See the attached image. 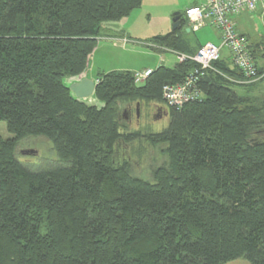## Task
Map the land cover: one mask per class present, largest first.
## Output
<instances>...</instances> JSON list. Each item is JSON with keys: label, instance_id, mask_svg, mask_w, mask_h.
<instances>
[{"label": "trees", "instance_id": "trees-1", "mask_svg": "<svg viewBox=\"0 0 264 264\" xmlns=\"http://www.w3.org/2000/svg\"><path fill=\"white\" fill-rule=\"evenodd\" d=\"M142 2L0 0V122L12 136H0V264H264V98L247 90L264 76L237 84L221 55L196 83L202 99L180 109L165 105L163 86L183 83L198 68L191 61L159 65L142 83L130 71L97 74L100 107L65 84L86 71L101 24ZM183 12L179 29L149 45L193 55L201 46H183ZM248 48L262 74L264 41ZM119 104L156 105L169 118L144 135L168 159L151 182L114 160L142 137L123 130ZM30 137L48 140L59 165L22 164L17 145Z\"/></svg>", "mask_w": 264, "mask_h": 264}, {"label": "rangeland", "instance_id": "rangeland-1", "mask_svg": "<svg viewBox=\"0 0 264 264\" xmlns=\"http://www.w3.org/2000/svg\"><path fill=\"white\" fill-rule=\"evenodd\" d=\"M202 0H144L139 9L133 11L129 16L131 35L126 39L127 43L121 46L118 43L121 38L118 35L127 36L123 22H106L101 24L100 37L97 39L95 51H99L88 60V68L92 77L97 74L111 71L142 72L147 68L155 70L162 62L164 66L171 68L178 63L173 52L163 50L156 45H149L151 39L157 35H164L172 32V19L175 14L182 13L187 7L199 4ZM237 31L249 35V44H259L264 41V12L260 7L254 12L242 13L235 17ZM127 21V20H126ZM125 31L124 33H118ZM187 28L182 27L178 33L186 35ZM205 33H211L212 37L205 38ZM200 42L209 40L214 45H219V36L216 30L207 26L189 38L195 41L194 36ZM94 51V52H95ZM226 54L227 51L223 50ZM93 55V54H92ZM72 80L65 84L69 87ZM248 95L264 98V80L254 88H247ZM238 94L242 93L236 90ZM95 101L93 96L90 100L84 101L87 105ZM120 112L125 109L126 118L121 119L123 130L137 132L142 137L127 146L116 149L114 160L118 165L127 164L131 176L144 181L151 182L153 171L167 164L165 145L151 146L145 139L146 135L162 132L168 126L169 118L163 109L156 105H144L136 108L134 104H119ZM127 109V110H126ZM145 135V136H144ZM0 136L3 139H10L12 136L7 132L6 124L0 122ZM16 158L22 164L32 170L46 171L59 165L51 143L45 138L30 137L20 141L17 145ZM226 264H249L245 259L240 258Z\"/></svg>", "mask_w": 264, "mask_h": 264}, {"label": "built area", "instance_id": "built-area-1", "mask_svg": "<svg viewBox=\"0 0 264 264\" xmlns=\"http://www.w3.org/2000/svg\"><path fill=\"white\" fill-rule=\"evenodd\" d=\"M259 7L264 12V0H202L196 6L184 10L183 17L189 29L197 32L207 26L213 27L218 33L219 45L207 42L190 56L174 53L178 63L191 61L196 63L198 68L183 83L163 86L162 96L167 107L180 109L185 104L202 99V93L197 89L196 83L205 70L212 69V63L221 58L223 50L227 51L230 64L238 68L247 79V81H238L237 84L254 83L264 76V72L258 73L255 61L249 52L248 40L237 31L234 20L240 14L254 12ZM118 43L124 46L127 40L121 39ZM151 72L152 70H145L134 73L135 82L142 83ZM89 102H92L89 105L102 106L96 101Z\"/></svg>", "mask_w": 264, "mask_h": 264}, {"label": "water", "instance_id": "water-1", "mask_svg": "<svg viewBox=\"0 0 264 264\" xmlns=\"http://www.w3.org/2000/svg\"><path fill=\"white\" fill-rule=\"evenodd\" d=\"M180 17V13L174 15L172 19V31H176L180 28ZM187 32H189V29H187ZM160 65H164V63L162 62ZM71 80L72 83L69 86V91L77 101L83 102L93 96L96 87V83L93 80L85 78L83 75L71 78ZM168 85L169 83H165L164 86ZM137 106L138 105H136V108Z\"/></svg>", "mask_w": 264, "mask_h": 264}, {"label": "crops", "instance_id": "crops-1", "mask_svg": "<svg viewBox=\"0 0 264 264\" xmlns=\"http://www.w3.org/2000/svg\"><path fill=\"white\" fill-rule=\"evenodd\" d=\"M144 1V0H143ZM130 16V15H129ZM129 16L127 17V18H124V19H122L121 21H119V22H123V24H125V26H128V27H125L126 28V32L125 31H121V32H118V33H128V34H126L127 36H124V35H118L121 39L122 38H127V39H131V38H129L130 36H134V35H131V34H129L130 33V29H131V27H130V25H127V24H129L128 22H129ZM127 20V21H126ZM187 28V27H186ZM236 28H237V25H236ZM187 29H189V28H187ZM239 32V31H238ZM124 33V34H125ZM190 33H192L191 31H190V29H189V32H186L185 34L186 35H184V36H181V38L184 40L183 42L185 43V45L183 44V46L184 47H186V49H188V50H195L197 47H199V46H202V45H204L205 43H207V42H210L209 40H207V41H205V42H200V40H198L197 38H196V36L195 35H193L194 36V38H195V41H193L191 38H189V34ZM240 34H244V35H246L248 38H249V35L248 34H246L245 32H239ZM194 34H196V32H194ZM209 36H211L212 37V34L211 33H205V38L206 39H208L209 38ZM211 43V42H210ZM99 48L100 47H98V49L94 52L93 51V55L91 54V56L89 57V59L90 58H92V56H95V54L99 51ZM222 56L226 59L227 58V56H228V54L226 53V54H224L223 52H222ZM257 64H258V66L259 67H264V59L263 58H258L257 60ZM156 69V68H155ZM145 70H154V69H152V68H147V69H145ZM144 70V71H145ZM131 72V71H130ZM91 72H90V70H89V68H88V66H87V69H86V71L83 73V77H85V78H88V79H91V80H93L94 82H96V77H92L91 76V74H90ZM69 81H71V79H68L67 80V82H69ZM263 82V81H262ZM261 82V83H262ZM261 83H259V84H261ZM258 84V85H259Z\"/></svg>", "mask_w": 264, "mask_h": 264}, {"label": "bare ground", "instance_id": "bare-ground-1", "mask_svg": "<svg viewBox=\"0 0 264 264\" xmlns=\"http://www.w3.org/2000/svg\"><path fill=\"white\" fill-rule=\"evenodd\" d=\"M232 66V65H231ZM233 68H235L239 73H240V75H241V77H242V81H247V79L244 77V75L240 72V70L238 69V68H236V67H234V66H232Z\"/></svg>", "mask_w": 264, "mask_h": 264}, {"label": "flooded vegetation", "instance_id": "flooded-vegetation-1", "mask_svg": "<svg viewBox=\"0 0 264 264\" xmlns=\"http://www.w3.org/2000/svg\"><path fill=\"white\" fill-rule=\"evenodd\" d=\"M142 106H144V105H142ZM163 110H164V109H163ZM165 112H166V111H165ZM125 114H126V113L124 112L122 118H123V117L126 118Z\"/></svg>", "mask_w": 264, "mask_h": 264}]
</instances>
